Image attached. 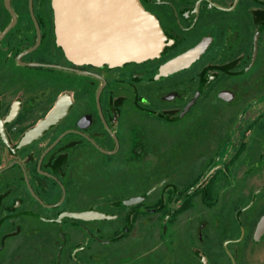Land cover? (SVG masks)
<instances>
[{
    "label": "flooded vegetation",
    "instance_id": "af4514ba",
    "mask_svg": "<svg viewBox=\"0 0 264 264\" xmlns=\"http://www.w3.org/2000/svg\"><path fill=\"white\" fill-rule=\"evenodd\" d=\"M140 1L168 45L111 67L0 0V264H264V0Z\"/></svg>",
    "mask_w": 264,
    "mask_h": 264
},
{
    "label": "water",
    "instance_id": "95a60500",
    "mask_svg": "<svg viewBox=\"0 0 264 264\" xmlns=\"http://www.w3.org/2000/svg\"><path fill=\"white\" fill-rule=\"evenodd\" d=\"M59 45L76 64L111 67L144 62L162 55L168 43L159 20L140 0H53ZM204 52L197 46L167 62L161 73L185 68ZM62 112L54 111L51 120ZM138 199L128 203H137ZM79 219L102 218L98 212L76 213ZM264 233V218L256 240Z\"/></svg>",
    "mask_w": 264,
    "mask_h": 264
}]
</instances>
